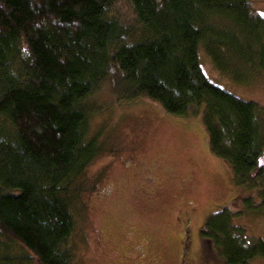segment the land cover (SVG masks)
Masks as SVG:
<instances>
[{"label": "trees", "instance_id": "16d2710c", "mask_svg": "<svg viewBox=\"0 0 264 264\" xmlns=\"http://www.w3.org/2000/svg\"><path fill=\"white\" fill-rule=\"evenodd\" d=\"M124 2L130 20L112 14ZM264 75V16L249 0H0V247L36 264H75L68 245L82 177L103 150L90 134L94 94L113 75L118 101L146 99L170 116L201 113L210 153L264 210V108L215 86ZM220 209L200 231L225 264L264 262V242ZM10 259L0 250V264Z\"/></svg>", "mask_w": 264, "mask_h": 264}, {"label": "rangeland", "instance_id": "374dc122", "mask_svg": "<svg viewBox=\"0 0 264 264\" xmlns=\"http://www.w3.org/2000/svg\"><path fill=\"white\" fill-rule=\"evenodd\" d=\"M249 1L254 13L264 14V0ZM111 13L123 21L132 17L124 2ZM198 55L215 86L264 108V75L230 82L214 70L202 48ZM113 80L111 75L92 97L97 113L90 134L99 132L103 152L82 177L73 208L76 227L68 245L75 264H225L200 237L206 219L224 208L242 211L232 223L264 242V210L246 209L243 203L256 191L236 185L228 166L210 153L201 113L175 117L146 99L118 101ZM261 156L264 168V150ZM0 250L10 259L6 264H36L16 244ZM248 264L264 262L255 258Z\"/></svg>", "mask_w": 264, "mask_h": 264}, {"label": "flooded vegetation", "instance_id": "af4514ba", "mask_svg": "<svg viewBox=\"0 0 264 264\" xmlns=\"http://www.w3.org/2000/svg\"><path fill=\"white\" fill-rule=\"evenodd\" d=\"M186 229H185V232L183 233V235H184V238H185L184 240L187 242L188 235H187V230ZM181 247H182V249H181L180 259H181V256H184V249L186 248V243H183Z\"/></svg>", "mask_w": 264, "mask_h": 264}, {"label": "snow or ice", "instance_id": "6c2138e0", "mask_svg": "<svg viewBox=\"0 0 264 264\" xmlns=\"http://www.w3.org/2000/svg\"><path fill=\"white\" fill-rule=\"evenodd\" d=\"M262 15H264V14H262Z\"/></svg>", "mask_w": 264, "mask_h": 264}]
</instances>
